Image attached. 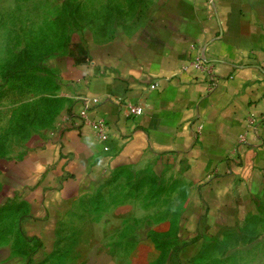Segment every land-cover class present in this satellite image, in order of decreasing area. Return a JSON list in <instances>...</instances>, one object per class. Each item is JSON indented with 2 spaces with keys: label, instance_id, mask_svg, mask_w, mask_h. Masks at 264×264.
Masks as SVG:
<instances>
[{
  "label": "crops",
  "instance_id": "0c3cea01",
  "mask_svg": "<svg viewBox=\"0 0 264 264\" xmlns=\"http://www.w3.org/2000/svg\"><path fill=\"white\" fill-rule=\"evenodd\" d=\"M155 23L120 49L60 58L72 100L63 123L21 160L5 161L3 177L29 207L26 236L45 259L77 222L84 264H172L257 207L264 134L250 146L238 139L249 114H264V0H166ZM193 44L215 65L218 85L210 93L193 68L184 70ZM93 99L100 103L91 104L88 119L106 122V142L67 119ZM125 101L143 103V115L128 117ZM144 168L186 182L189 199L163 228L127 234L124 227L119 236L118 181L125 170ZM73 254L58 255L66 264Z\"/></svg>",
  "mask_w": 264,
  "mask_h": 264
},
{
  "label": "rangeland",
  "instance_id": "374dc122",
  "mask_svg": "<svg viewBox=\"0 0 264 264\" xmlns=\"http://www.w3.org/2000/svg\"><path fill=\"white\" fill-rule=\"evenodd\" d=\"M165 1L0 0V264H63L58 254L65 250L74 252L66 264L88 262L78 258L77 222L64 243L60 234L51 259L38 253L26 236L29 207L14 195V184L2 170L5 161L21 160L55 131L71 107L58 60L120 49L135 35L150 33ZM125 171L117 184L119 236L124 227L136 234L163 228L180 216L189 199L186 182L151 168ZM251 213L230 228L215 230V238L191 254L184 251L172 264H264V191Z\"/></svg>",
  "mask_w": 264,
  "mask_h": 264
},
{
  "label": "built area",
  "instance_id": "2783aa9c",
  "mask_svg": "<svg viewBox=\"0 0 264 264\" xmlns=\"http://www.w3.org/2000/svg\"><path fill=\"white\" fill-rule=\"evenodd\" d=\"M213 0H210L212 3ZM197 44H193L191 50L193 52V59L190 62L189 67H185L184 70L188 71L189 68H193L207 83V92L210 93L217 88L218 81L215 72V65L213 63H209L206 58L197 52ZM99 104V99H93L92 102H86L85 108L81 110L78 114L69 113L67 119L71 122H75V120H80V123H76V128H80L81 124L88 125L92 128V134L94 138L100 142H106L109 138L107 133V124L103 119L90 121L88 119V112L91 108V104ZM122 107L125 109V112L128 117L132 119H137L141 117L144 113L145 106L143 103L133 104L129 101H125L122 104ZM63 123V116L59 125L61 126ZM203 130V126L197 125V134H201ZM55 132L53 131L51 134L53 135ZM264 134V114L256 115L249 114L246 119V131L245 133L238 139V144L242 146H250L252 144L250 139H259L261 135ZM252 137V138H251Z\"/></svg>",
  "mask_w": 264,
  "mask_h": 264
}]
</instances>
